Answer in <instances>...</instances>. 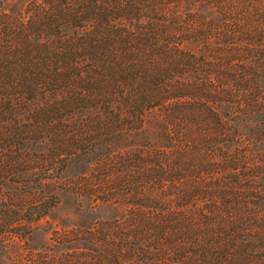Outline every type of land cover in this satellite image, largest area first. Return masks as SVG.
Here are the masks:
<instances>
[{
	"label": "trees",
	"instance_id": "obj_1",
	"mask_svg": "<svg viewBox=\"0 0 264 264\" xmlns=\"http://www.w3.org/2000/svg\"><path fill=\"white\" fill-rule=\"evenodd\" d=\"M6 127L59 156L86 141L145 149L130 264H264V0L0 11Z\"/></svg>",
	"mask_w": 264,
	"mask_h": 264
},
{
	"label": "rangeland",
	"instance_id": "obj_2",
	"mask_svg": "<svg viewBox=\"0 0 264 264\" xmlns=\"http://www.w3.org/2000/svg\"><path fill=\"white\" fill-rule=\"evenodd\" d=\"M29 1L0 0V11ZM10 129L0 128V264H130L121 249L146 188L129 183L145 149L86 141L59 156L54 141L19 142Z\"/></svg>",
	"mask_w": 264,
	"mask_h": 264
}]
</instances>
